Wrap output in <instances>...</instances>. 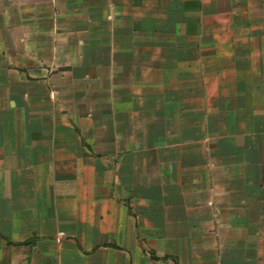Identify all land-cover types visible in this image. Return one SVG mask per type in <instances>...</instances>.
<instances>
[{"label":"crops","instance_id":"obj_1","mask_svg":"<svg viewBox=\"0 0 264 264\" xmlns=\"http://www.w3.org/2000/svg\"><path fill=\"white\" fill-rule=\"evenodd\" d=\"M0 264H264V0H0Z\"/></svg>","mask_w":264,"mask_h":264}]
</instances>
